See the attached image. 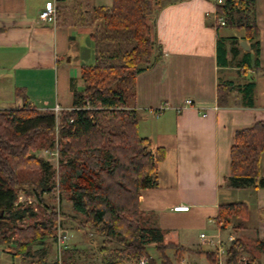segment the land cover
Listing matches in <instances>:
<instances>
[{
    "label": "trees",
    "instance_id": "trees-1",
    "mask_svg": "<svg viewBox=\"0 0 264 264\" xmlns=\"http://www.w3.org/2000/svg\"><path fill=\"white\" fill-rule=\"evenodd\" d=\"M165 0H113L110 7L87 8L74 24L93 26L95 62L80 69L83 90L74 92L73 106L61 113L60 124L54 112H42L25 105L0 111V246L14 244V258L27 264H83V251L66 249L61 260H49V250L34 247L55 237L63 216L50 206L46 195L67 198L79 222V229L89 226L102 236L101 253L107 246H117L103 264H126V259L148 264H172L168 249L204 253L210 264H218L216 252L187 249L165 244L164 232L141 221L140 195L157 186L160 164L166 149L156 147L139 132L135 108L138 76L152 68L155 23L151 18ZM217 15L226 19L227 28L243 31L242 38L228 39L229 53L238 67L259 70L260 31L257 23V0H224L215 4ZM75 10L78 11L75 5ZM221 28V27H218ZM245 41L249 51L241 46ZM220 40V51L224 49ZM232 84L220 85L221 92ZM253 83L247 85L251 92ZM20 93V92H18ZM252 95L250 99L252 100ZM62 142L59 148L57 141ZM42 143L61 157L56 170L35 152ZM264 153V122L238 130L230 153V174L226 187L232 190L264 189L261 158ZM32 195L45 212V219L31 205L16 206L19 195ZM249 209L244 203L219 206L217 223L221 229L233 226L246 230ZM262 250L263 243L256 242ZM155 245L160 263L148 252ZM249 254L247 264H258L242 237L226 249L225 264H240Z\"/></svg>",
    "mask_w": 264,
    "mask_h": 264
},
{
    "label": "crops",
    "instance_id": "crops-1",
    "mask_svg": "<svg viewBox=\"0 0 264 264\" xmlns=\"http://www.w3.org/2000/svg\"><path fill=\"white\" fill-rule=\"evenodd\" d=\"M50 1L54 0H0L3 109L29 105L50 112L59 107L63 112L72 108L74 92L83 90L81 66L95 59L93 26L75 25V16L88 14L89 8L110 7L113 0H55L57 21L48 24L40 16ZM215 13L211 0H165L151 18L156 25L153 58L157 62L138 76L135 108L140 135L164 147L167 155L159 167L157 186L140 195L142 220L146 227L164 232L165 244L202 252H216L221 242L228 247L231 237L247 243V233L259 256L252 255L264 264V189L226 187L236 131L264 122V73L238 67L228 42L220 51V34L227 27L215 26ZM257 23L264 69V0H257ZM237 31L240 36L223 35L227 40L242 38L243 31ZM41 79L49 85L48 92L38 91ZM250 83L254 87L249 94ZM224 84L232 87L222 90L220 104L219 89ZM188 100L194 104L186 106ZM164 104L168 108L156 116L154 112ZM235 203L248 206L246 230L221 229L219 206ZM180 206L189 210L175 211ZM257 240L263 243L262 250ZM166 254L172 264H210L204 253L168 249ZM244 255L240 264L247 262ZM11 256L10 264H27Z\"/></svg>",
    "mask_w": 264,
    "mask_h": 264
},
{
    "label": "rangeland",
    "instance_id": "rangeland-1",
    "mask_svg": "<svg viewBox=\"0 0 264 264\" xmlns=\"http://www.w3.org/2000/svg\"><path fill=\"white\" fill-rule=\"evenodd\" d=\"M232 33L234 36H240V32L233 29H222L220 34V40L223 45H226L228 40L226 37H224V33ZM242 32V31H241ZM94 45V43H92ZM93 60V63L95 62V59ZM241 61L242 59H238ZM40 90L39 92L49 91V85L45 81V79L40 80ZM16 109V108H15ZM7 110V109H5ZM10 110V109H8ZM68 111V110H67ZM45 112V111H42ZM61 113L57 116V122L58 125L60 124L61 119ZM62 142L60 140L57 141L56 147L59 148L61 146ZM57 151H54L49 148V146L46 143H42L39 149L35 152V155L43 159L45 161H48L56 170H58L61 157L57 155ZM20 197L22 200H20ZM16 206H27L30 205V202L33 204L31 205L34 208L35 213L38 215V221H41L45 219L46 215L51 212V209L46 210L45 212L42 211V209L38 206V201L36 198L32 195H27L21 193L18 197ZM46 202L52 206L56 207V210L63 216L64 218V224H59L57 231H55V237L56 238H50L46 240L42 244H38L34 247V251L39 250L40 248H45L49 250L50 256L49 260H61L63 256V252L65 253L66 249L71 251H83L81 255V260L79 263L83 264H103V259L106 257H109L112 252L115 251L117 246H107V250L104 251V253H101L100 247L103 245V238L102 236L98 235L96 230L94 228H89V226L84 227V229H79V222L75 220V217L77 215L75 212H73L71 204L68 202L67 198H59L58 194L54 195H46L45 196ZM143 222V220H141ZM233 228V226H231ZM239 232V231H237ZM244 239L249 244V249L252 251V254L254 253L256 256H259L257 253L256 248L252 244L250 240V235L247 233H244ZM10 251L9 254L3 252V251ZM16 251V246L12 243L10 245H2L0 246V252L2 253V256L0 257V264H10V262L13 261V258L11 255H13ZM148 252L149 254L155 259L158 260L159 253L155 247V245H149L148 246ZM245 259H250V255L246 254L244 255ZM140 260L136 259H126L124 262L126 264H139ZM245 262V261H244ZM245 264V263H243Z\"/></svg>",
    "mask_w": 264,
    "mask_h": 264
},
{
    "label": "built area",
    "instance_id": "built-area-1",
    "mask_svg": "<svg viewBox=\"0 0 264 264\" xmlns=\"http://www.w3.org/2000/svg\"><path fill=\"white\" fill-rule=\"evenodd\" d=\"M214 4H223L224 0H211ZM215 26L216 27H225L226 26V19L224 17H221L219 15H217V13H215ZM41 20L45 23L48 24H55L57 21V9H56V1H50L47 2L45 5V9L42 11L41 16H40ZM193 101L192 100H188L186 101V106H191L193 105ZM166 108H168V104H164L162 105L159 109H157L154 114L156 116H159V114L165 110ZM5 109H3L0 106V111H3ZM60 108L56 107L53 112L55 113L56 116H58V114H60ZM58 155V154H57ZM19 199V198H18ZM20 200H22V198L20 197ZM33 203L30 202V205H32ZM189 207L187 206H180L177 207L175 209V211H188ZM202 238H206L205 234L201 235ZM230 240L234 241V238L231 237ZM226 249L227 247L225 246L224 243H219L216 249V253L218 256V264H225L224 262V257L226 255ZM8 251V250H7ZM10 252V251H8ZM245 264H247V262H244ZM139 264H148V260L145 257H142L139 261Z\"/></svg>",
    "mask_w": 264,
    "mask_h": 264
},
{
    "label": "water",
    "instance_id": "water-1",
    "mask_svg": "<svg viewBox=\"0 0 264 264\" xmlns=\"http://www.w3.org/2000/svg\"><path fill=\"white\" fill-rule=\"evenodd\" d=\"M242 47H243L245 50H247V51L250 50V48L247 46L246 42H243V43H242Z\"/></svg>",
    "mask_w": 264,
    "mask_h": 264
}]
</instances>
